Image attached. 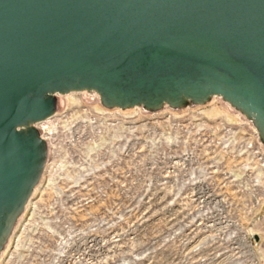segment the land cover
Wrapping results in <instances>:
<instances>
[{"label": "rangeland", "instance_id": "1", "mask_svg": "<svg viewBox=\"0 0 264 264\" xmlns=\"http://www.w3.org/2000/svg\"><path fill=\"white\" fill-rule=\"evenodd\" d=\"M64 96L0 264H264V149L215 98L173 111ZM48 121V122H47Z\"/></svg>", "mask_w": 264, "mask_h": 264}, {"label": "water", "instance_id": "2", "mask_svg": "<svg viewBox=\"0 0 264 264\" xmlns=\"http://www.w3.org/2000/svg\"><path fill=\"white\" fill-rule=\"evenodd\" d=\"M179 111L214 96L264 149V0H0V256L64 96Z\"/></svg>", "mask_w": 264, "mask_h": 264}, {"label": "bare ground", "instance_id": "3", "mask_svg": "<svg viewBox=\"0 0 264 264\" xmlns=\"http://www.w3.org/2000/svg\"><path fill=\"white\" fill-rule=\"evenodd\" d=\"M72 95H73V93H69V94H66L65 97H66V98H69V97H71ZM213 98H214V97H213ZM213 98H212V99H213ZM103 108H104V107H103ZM105 109H106V108H105ZM107 110H111V109H107ZM112 110H114V109H112ZM115 110H120V109L115 108ZM134 110H137V109H132V111H134ZM52 117H53V116H52ZM52 117H50V118H52ZM50 118H48L47 120L50 121V120H51ZM45 121H46V120H45ZM45 121H43V122H45ZM48 121H47V122H48ZM40 123H41V124H44V123H42V122H40ZM45 123H46V122H45ZM37 124H39V123H37ZM37 124H36V125H37ZM42 138L45 140V137H44L43 135H42ZM45 141H46V140H45ZM34 189H35V188H34ZM33 191H34V190H33ZM28 201H29V200H28ZM27 203H28V202H27ZM26 205H27V204H26ZM25 207H26V206H25ZM23 212H24V211H23ZM22 214H23V213H22ZM20 217H21V216H20ZM11 235H12V234H11ZM10 237H11V236H10ZM8 241H9V240H8Z\"/></svg>", "mask_w": 264, "mask_h": 264}]
</instances>
